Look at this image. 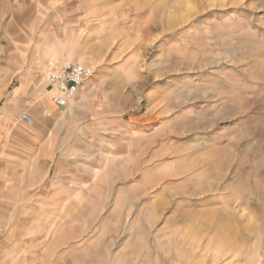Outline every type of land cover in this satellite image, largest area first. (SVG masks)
<instances>
[{
  "label": "rangeland",
  "instance_id": "obj_1",
  "mask_svg": "<svg viewBox=\"0 0 264 264\" xmlns=\"http://www.w3.org/2000/svg\"><path fill=\"white\" fill-rule=\"evenodd\" d=\"M38 4L0 13V111L16 21L28 55L72 44L116 99L88 119L103 131L69 205H22L31 196L0 185V264H262L264 0ZM14 128L0 125V165Z\"/></svg>",
  "mask_w": 264,
  "mask_h": 264
},
{
  "label": "crops",
  "instance_id": "obj_2",
  "mask_svg": "<svg viewBox=\"0 0 264 264\" xmlns=\"http://www.w3.org/2000/svg\"><path fill=\"white\" fill-rule=\"evenodd\" d=\"M1 2L0 13L6 14V0ZM12 6L16 14L37 13L39 4L38 0H14ZM11 24L8 32L5 31L9 48L2 56L5 60L2 73L3 84L9 81L14 84L8 88L6 103L0 111V125L15 124L9 139L15 156L13 162L0 165V185L9 184L12 189L22 190L24 196H31L30 201H22V205H69L70 201L61 195L70 190L76 173H86L87 142L94 141L95 147L96 142H100L97 134L94 136L91 132L95 129L101 137L102 125L96 119L103 109L113 107L110 102H114L116 96L107 92V100H102L105 83L102 75H97L84 83L67 107L56 106L43 75L58 69L65 61L86 66L97 65V61L88 59L72 44L62 43H54L48 55H28L26 50L31 42L23 34V23ZM22 115L29 116L31 122L21 121ZM89 117L96 119L88 121ZM8 164L15 165L13 177L8 175L11 174ZM28 190L36 192L28 194ZM50 191L61 192L54 196Z\"/></svg>",
  "mask_w": 264,
  "mask_h": 264
},
{
  "label": "built area",
  "instance_id": "obj_3",
  "mask_svg": "<svg viewBox=\"0 0 264 264\" xmlns=\"http://www.w3.org/2000/svg\"><path fill=\"white\" fill-rule=\"evenodd\" d=\"M94 76L95 69L90 66L63 62L58 69L44 74L43 79L46 87L52 93L53 103L60 108H65L75 98L84 83ZM20 120L26 123L31 122L27 115H22Z\"/></svg>",
  "mask_w": 264,
  "mask_h": 264
}]
</instances>
